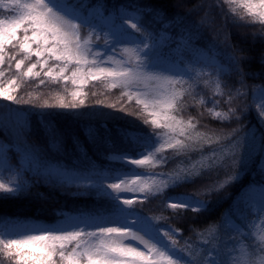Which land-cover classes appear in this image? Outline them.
Instances as JSON below:
<instances>
[{"label": "snow or ice", "instance_id": "snow-or-ice-1", "mask_svg": "<svg viewBox=\"0 0 264 264\" xmlns=\"http://www.w3.org/2000/svg\"><path fill=\"white\" fill-rule=\"evenodd\" d=\"M224 3L239 20L251 18L249 23L264 26V0H224ZM83 7L66 0H0V101L9 105L78 109L85 105L84 87L99 82L107 90L120 89L122 99L134 100L140 110L135 115L151 131L123 130L122 138L133 152L110 156L123 170L105 177L109 181L106 185L103 182L98 188L94 183L84 185L97 189L100 198L108 201V209L50 225L0 217V264H264V234L256 237L259 243L251 249L235 239V236L248 239L242 229L255 227L256 221L240 226L229 223L225 232L229 239L219 247L206 249L202 258L187 247V242L180 245V231L162 224L164 217L144 215L137 207L150 197L195 183L214 168L222 167L225 156L235 155L223 149L218 156L212 145L219 144L221 137L213 139L212 134L198 130L196 117L183 116L187 108L184 98L193 95L203 76L209 77L203 80L206 87L215 85L214 95H224L223 69L205 73L203 69L173 71L162 67L155 57L154 34L146 33L138 14H121L120 23L108 25L105 31L87 19ZM237 7L243 11L238 12ZM84 28L88 32L82 36ZM229 60L238 64L233 56ZM6 74H10L8 78ZM213 76L215 80L211 79ZM29 81H38L37 88L63 84L71 99L57 92L54 103L44 100L37 105L33 103L32 93H28L27 99L17 95ZM69 83L71 91L67 87ZM236 94L243 95L239 90ZM232 99L229 93L226 103L230 104ZM197 103L203 105L206 101L201 98ZM218 103L214 101L208 109L211 116L221 122L232 117L239 120L235 108L216 111ZM105 106L116 108V104ZM118 111L125 109L121 106ZM258 115L264 120V97L258 105ZM13 120L20 121L19 110L10 109L9 114L0 118V125ZM237 131L223 136V140L231 142ZM261 146L264 149V138ZM206 147L207 167L191 161L193 153L204 159ZM176 157H187L191 162L185 166L181 160L172 172L155 171L157 165L163 166ZM239 164L243 167V157ZM238 175L220 183L215 191ZM28 190V183L19 176L6 181L0 174V199L16 198ZM127 193L134 195H122ZM166 200V208L174 215L208 210V202L196 194L168 195ZM252 214L256 220L264 216V199L253 206ZM211 235L215 238V233Z\"/></svg>", "mask_w": 264, "mask_h": 264}, {"label": "trees", "instance_id": "trees-1", "mask_svg": "<svg viewBox=\"0 0 264 264\" xmlns=\"http://www.w3.org/2000/svg\"><path fill=\"white\" fill-rule=\"evenodd\" d=\"M66 2L85 5L82 9L85 14L100 10L103 15H113L116 20L123 11L138 14L146 33H153L155 37L163 33L168 35L164 48L167 49L170 45L178 47L187 60H192L194 55L213 58L216 64L205 73L223 69L221 90L224 95H214L217 91L215 85L206 87L203 80L209 77L203 76L193 95L184 98L187 108L183 116L196 117L199 121L198 130L212 134L213 139L221 137L219 144L212 145L218 150V156L223 149L229 153L234 152L235 155L225 156L222 167L214 168L195 183L168 190L164 195L150 197L142 205H137L144 215L164 217L162 224L180 231V245L185 246L187 242V247L203 258L206 249L219 247L222 241L229 239L225 235L229 223L240 226L252 221L239 202L241 188L252 182L264 185V167L260 165L264 153L261 146L264 127L252 104L253 94L264 89V26L249 23L251 18L241 21L239 17H234L224 0ZM237 11L243 10L237 7ZM233 20L236 22L233 23ZM82 31L87 35L85 28ZM230 56L235 57L238 64L231 63ZM9 75L6 74L5 78ZM211 79L215 80V77ZM36 83L38 81H29L17 95L27 99L28 93H32L33 103L37 105L44 100L54 103L57 92L71 99L64 92L63 84H46L37 88ZM67 87L69 91L72 90L71 84ZM237 90L243 95L237 96ZM84 91L87 93L85 105L78 109L40 108L33 107L32 104L9 105V102L0 101V118L9 114L10 109L19 110L20 113L19 122L13 120L0 125V143L6 146L9 162L15 163L20 169V159L29 154L33 163L38 166L34 171L23 172L22 180L29 186L26 194L0 199V217L8 220L39 221L50 225L70 215L108 209V201L100 198L97 189L67 183L57 175L44 171H49L54 166L81 172L122 169L118 161L110 159L115 153L133 152L131 145L122 138V131L127 129L133 132H150L151 128L145 126L142 118L135 115L140 111L135 101L128 102L126 97L121 98L120 89L107 90L102 83L90 82ZM229 93L233 97L230 104L226 103ZM37 96L38 100L35 99ZM201 98L206 101L203 105L197 103ZM98 101L104 103L100 104ZM214 101H219L215 105L216 111L227 112L229 107L235 108L239 120L232 117L229 121L221 122L211 116L208 109L213 107ZM107 104H116V108L106 107ZM121 106L125 111H118ZM234 130L238 131L232 141H224L223 136ZM230 144L236 146L230 147ZM190 155L191 161H198L207 167V147L204 159L198 153ZM241 157L244 160L243 167L239 164ZM181 160L185 161V166L191 162L187 157H176L163 166L157 165L155 171L172 172ZM237 173L238 178L215 191L220 183ZM181 193L196 194L201 200L208 202V210L174 215L172 210L166 208V197ZM242 231L249 238L235 236V239L250 249L256 247L259 243L256 237L262 233L255 231L253 227ZM212 233H215V238ZM206 240L209 243L203 244Z\"/></svg>", "mask_w": 264, "mask_h": 264}, {"label": "rangeland", "instance_id": "rangeland-1", "mask_svg": "<svg viewBox=\"0 0 264 264\" xmlns=\"http://www.w3.org/2000/svg\"><path fill=\"white\" fill-rule=\"evenodd\" d=\"M102 11L97 10L93 12H89L88 14L84 15L87 17V19L97 27V29L104 28L105 31H107V26L115 23L118 25L120 23L119 17L118 20L115 19L113 15H101ZM123 14H127L126 12H123ZM87 31L88 29L85 28ZM83 31L81 30V34ZM86 34H83L84 36ZM139 35V34H137ZM167 34H159L157 37L154 35V39L156 40L155 45V57L160 63L162 67L169 68L173 71H181V70H192L200 71L203 69V71H210L211 66L216 64V61L213 58H209L205 55H194L192 60H187L184 58V56L180 53V50L178 47H171V45L166 49L164 48V45H167ZM121 45L120 47H122ZM164 49H162V48ZM180 60H183L184 62H180ZM70 84V83H69ZM86 87V86H85ZM84 87V90H85ZM85 92V91H84ZM261 97H264V89L256 91L252 96V104L254 105L255 111L258 115V105L261 103ZM259 117V115H258ZM260 119V117H259ZM260 123L264 127V120L260 119ZM20 169L18 168V165L15 163H10L9 158L7 156L6 152V146L0 143V174L3 175V178L7 181L9 179H13L16 176H19L22 179V175L24 171L32 170L34 171L38 166H36V163H33V159L29 154L23 155V157L20 159ZM262 166L264 167V158L262 160ZM120 171L115 172L118 174ZM45 173H52L57 175L62 181H65L67 183H74L78 186H84L85 184L94 183L97 188L100 185L101 182H103L105 185L109 182L105 179V177L109 176L108 173H104L102 171L98 172L97 175L93 174V171H86L81 172L77 169L70 170L66 168H58V167H52L49 171H44ZM129 179L131 177H128ZM127 196H132L134 194L127 193L122 194ZM240 199L243 202L242 207L246 210L247 214L251 216L252 221H256L255 231H258L259 233L264 234V223H261V221H264V216L260 218V220H256V217L252 214V208L253 206H256L259 204L261 199H264V188L262 187H249L248 189H245L240 194ZM80 216L77 214L67 216L63 218L60 222H63L66 218L69 220L77 219ZM10 221H19L21 223H32L31 220H10ZM34 222V221H33Z\"/></svg>", "mask_w": 264, "mask_h": 264}]
</instances>
